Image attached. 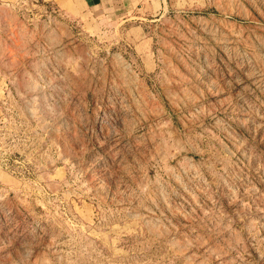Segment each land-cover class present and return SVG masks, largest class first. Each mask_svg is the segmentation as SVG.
Masks as SVG:
<instances>
[{"label": "rangeland", "instance_id": "1", "mask_svg": "<svg viewBox=\"0 0 264 264\" xmlns=\"http://www.w3.org/2000/svg\"><path fill=\"white\" fill-rule=\"evenodd\" d=\"M81 1L0 0V264H264V0Z\"/></svg>", "mask_w": 264, "mask_h": 264}, {"label": "crops", "instance_id": "2", "mask_svg": "<svg viewBox=\"0 0 264 264\" xmlns=\"http://www.w3.org/2000/svg\"><path fill=\"white\" fill-rule=\"evenodd\" d=\"M133 5L134 0H82L81 8L79 10L76 9L75 13L80 16V13L85 10L96 17L115 16L121 21H125L128 19L127 14L131 15L132 10L130 12L128 10Z\"/></svg>", "mask_w": 264, "mask_h": 264}]
</instances>
